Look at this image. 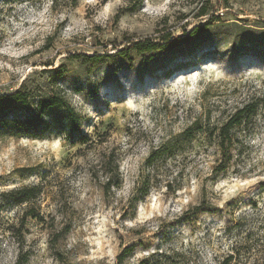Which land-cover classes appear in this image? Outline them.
<instances>
[{
    "label": "rangeland",
    "instance_id": "1",
    "mask_svg": "<svg viewBox=\"0 0 264 264\" xmlns=\"http://www.w3.org/2000/svg\"><path fill=\"white\" fill-rule=\"evenodd\" d=\"M21 86L32 107L0 114V264H264V111L226 154L216 139L264 98V0H0V95ZM51 94L66 105L41 114Z\"/></svg>",
    "mask_w": 264,
    "mask_h": 264
},
{
    "label": "trees",
    "instance_id": "2",
    "mask_svg": "<svg viewBox=\"0 0 264 264\" xmlns=\"http://www.w3.org/2000/svg\"><path fill=\"white\" fill-rule=\"evenodd\" d=\"M209 14H210V10L207 7H203L202 9H200L198 17H206ZM211 20L214 21L216 19L214 16H212ZM207 26L208 25L205 24L194 27L190 32H188V34L184 38L178 37L172 39V33H167L160 38V41L158 43L153 41H147L145 43L134 42L131 44L130 50L135 51L139 55L143 53L156 52L158 50H171L175 48V46L179 44L180 41H182L183 39H188L190 38V36H193L203 31L205 28H207ZM31 97L32 96L30 95V93L26 92L23 86H21V88L13 94L0 95V114H2V112L5 110H9L17 106L30 109L32 107ZM65 105H66V100L64 97L51 94L46 101H40L38 107L41 114H43L44 112H46L47 110L53 107L65 106ZM262 111H264V98H255L251 100L249 103H246L242 107L236 109V111L229 117V119L221 125L220 129H218V134L216 139H217L218 149L219 151H221V153H223V155L227 153V148L232 146L233 143L235 142L234 137L232 136V132L239 129L242 130L243 132H246L249 129V127H252L254 123L257 122V120L259 119L258 117L260 113H262ZM33 122L34 121H28L26 123L27 126L25 128H27L28 131L35 128V122L34 123ZM192 130H193L192 127L188 128L184 134H187L188 136H192ZM154 160H155V153L151 155V157L149 158V162L152 163ZM225 170L226 169H224L223 171ZM111 180L112 179L109 178L107 181L106 184L107 191L111 189L112 186ZM40 192L41 189L37 185L32 187H23L16 191V193L19 194L20 197H15L16 198L15 200L18 204L27 203L30 200L37 198ZM130 250L131 249H128L126 253L129 252ZM124 256L125 255H123L121 260L124 258ZM17 264H24V259L21 257L18 260Z\"/></svg>",
    "mask_w": 264,
    "mask_h": 264
}]
</instances>
